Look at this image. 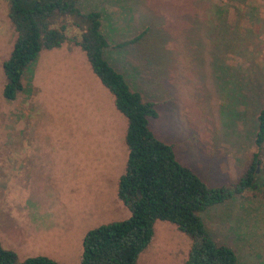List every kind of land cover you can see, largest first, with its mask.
Returning <instances> with one entry per match:
<instances>
[{
  "label": "rangeland",
  "instance_id": "rangeland-1",
  "mask_svg": "<svg viewBox=\"0 0 264 264\" xmlns=\"http://www.w3.org/2000/svg\"><path fill=\"white\" fill-rule=\"evenodd\" d=\"M101 13L111 45L144 37L105 57L143 98L158 102L157 137L208 185L234 182L256 150L264 107V0H82ZM0 0V243L18 260L46 255L77 264L84 234L129 217L117 197L128 150L126 119L74 43L42 51L23 91L2 96V62L15 33ZM243 199V198H241ZM244 200V199H243ZM202 214L214 239L243 264H264V195ZM250 206V207H249ZM249 207V208H247ZM190 239L156 221L137 264H183Z\"/></svg>",
  "mask_w": 264,
  "mask_h": 264
},
{
  "label": "trees",
  "instance_id": "trees-1",
  "mask_svg": "<svg viewBox=\"0 0 264 264\" xmlns=\"http://www.w3.org/2000/svg\"><path fill=\"white\" fill-rule=\"evenodd\" d=\"M15 39L2 62V96L15 100L23 91V76L44 50L60 47L70 30L89 67L113 96V104L126 119L128 150L117 197L129 217L100 224L82 239L77 264H137L150 244L156 221L169 222L190 239L183 264H243L236 249L214 239L202 214L233 201L251 205L264 195V107L256 115L254 145L243 172L229 184L210 186L176 156L173 143L161 140L150 126L158 116V102L143 98L105 57L108 48L123 49L139 42L146 29L111 45L102 31L100 11L84 10L82 0H6ZM243 198V199H241ZM250 207V206H249ZM247 207V208H249ZM0 264H65L46 255L18 260L17 253L0 243Z\"/></svg>",
  "mask_w": 264,
  "mask_h": 264
},
{
  "label": "crops",
  "instance_id": "crops-1",
  "mask_svg": "<svg viewBox=\"0 0 264 264\" xmlns=\"http://www.w3.org/2000/svg\"><path fill=\"white\" fill-rule=\"evenodd\" d=\"M1 211H2V210L0 209V214H1ZM7 249H8V248H7Z\"/></svg>",
  "mask_w": 264,
  "mask_h": 264
}]
</instances>
